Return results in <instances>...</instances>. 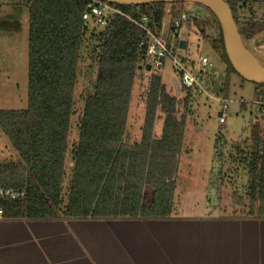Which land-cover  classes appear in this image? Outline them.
I'll list each match as a JSON object with an SVG mask.
<instances>
[{
    "label": "trees",
    "instance_id": "obj_1",
    "mask_svg": "<svg viewBox=\"0 0 264 264\" xmlns=\"http://www.w3.org/2000/svg\"><path fill=\"white\" fill-rule=\"evenodd\" d=\"M7 1L28 8V93L25 110L0 111V133L17 156L15 162L0 164V188L24 193L17 201L0 202V218H169L192 88L181 85L178 92L183 97L179 99L170 94L157 73L152 69L146 72L148 60L144 50L138 48L145 42V32L138 24L147 18V28L160 35L166 15L170 19L166 44L169 46L173 37L172 50L179 52L183 50L179 49L178 32L183 25L188 32L194 28L210 42L227 73L235 74L225 55L217 21L188 16L175 29L174 22L183 13L182 3L129 7L110 4L120 15L97 28L82 20L88 0ZM223 1L234 20L236 15L250 16L239 29L241 38L250 40L264 30L254 21L264 0ZM167 5L170 10L165 14ZM83 49L92 62L85 71L94 78L82 98L78 140L69 150L70 117L75 112ZM177 60L202 82L205 74L198 72L199 58ZM175 71L181 79L182 72ZM143 74H147L145 79ZM144 80L143 119L140 135L133 140L128 131L130 105L135 88ZM256 86L264 101V85ZM255 110V118L259 119L249 137L230 145L228 169H219L216 174L213 171L212 176L232 180V186H236L232 198L244 214L240 217L264 218V105ZM158 118H162V124L156 137ZM216 158V163L223 166V157ZM237 179L244 182L238 185ZM145 188L152 190L148 205L144 204Z\"/></svg>",
    "mask_w": 264,
    "mask_h": 264
},
{
    "label": "rangeland",
    "instance_id": "obj_2",
    "mask_svg": "<svg viewBox=\"0 0 264 264\" xmlns=\"http://www.w3.org/2000/svg\"><path fill=\"white\" fill-rule=\"evenodd\" d=\"M169 10L170 6L167 5L165 14ZM183 13L200 21L211 23L215 20L208 10L191 3L183 5ZM169 20L165 15L160 35L162 41L167 39ZM178 41H184L186 49L181 52L173 49L177 59L186 57L196 60L205 57L209 66L202 70L205 74L201 82L202 92L191 89L190 115L186 117L184 139L178 158L171 216H243L241 207L237 206L232 198L236 188L235 185L232 186V180H219L212 175L213 171L216 174L219 169L222 172L228 169L230 163L226 158L230 145L241 143L249 137L252 125L259 119V116L255 118L254 113L255 104L262 101L261 90L256 85L243 81L236 74L227 73L226 65L210 42L201 38L194 28L188 32L183 25L178 32ZM244 46L264 68V39L244 43ZM27 55L28 8L0 0V111H22L27 108ZM88 57V52L83 49L81 74L75 87V112L70 117L69 150L78 140L82 98L85 91L90 90L89 84L94 78L85 71V67L92 63ZM161 64L159 69L152 68L151 72L161 77L170 94H176L173 80L176 81L177 87L181 88L178 73L169 59L162 60ZM142 77L145 79L147 74ZM144 84L145 80L135 88L130 105L128 131L133 140L138 139L140 135L139 128L143 119L141 95ZM176 96L182 99L183 93ZM222 100L227 102L224 126L218 123ZM178 104L180 109L182 102L179 100ZM161 124L162 118H158L154 128L156 137L160 134ZM215 154L223 157V166L216 163ZM16 160L15 152L0 133V164ZM241 182L244 180L237 179L238 185ZM151 199L152 190L145 188L144 204L148 205Z\"/></svg>",
    "mask_w": 264,
    "mask_h": 264
},
{
    "label": "crops",
    "instance_id": "obj_3",
    "mask_svg": "<svg viewBox=\"0 0 264 264\" xmlns=\"http://www.w3.org/2000/svg\"><path fill=\"white\" fill-rule=\"evenodd\" d=\"M0 264H264V218H0Z\"/></svg>",
    "mask_w": 264,
    "mask_h": 264
},
{
    "label": "built area",
    "instance_id": "obj_4",
    "mask_svg": "<svg viewBox=\"0 0 264 264\" xmlns=\"http://www.w3.org/2000/svg\"><path fill=\"white\" fill-rule=\"evenodd\" d=\"M120 15V13L113 8L109 3H105L98 0H88L85 12L82 15V20L92 27L103 28L106 25L108 19ZM186 13H183L180 16V20L174 22V28L178 29L182 22L187 20ZM148 19L142 18L140 24L138 26L145 32V42H141L138 45L139 49H143L145 52V56L148 60V66L150 68L159 69L161 67V62L164 59H169L172 63L174 69L182 72V76L180 79L181 85L186 88H194L198 92H202L201 82L197 77H194L190 73H188L178 62L175 53L172 50L173 37L170 40L169 46L166 44V39L162 41L161 34L157 35L152 33L148 28ZM209 66L208 60L205 57L199 58L198 61V72H202V70ZM227 102L225 100L221 101L220 112L218 114V123L221 126L225 125L226 121V111H227ZM264 105V101L258 102L255 104L256 107H260ZM24 197V193L21 191H14L10 189H1L0 188V202L1 201H17ZM2 214V210L0 209V216Z\"/></svg>",
    "mask_w": 264,
    "mask_h": 264
},
{
    "label": "water",
    "instance_id": "obj_5",
    "mask_svg": "<svg viewBox=\"0 0 264 264\" xmlns=\"http://www.w3.org/2000/svg\"><path fill=\"white\" fill-rule=\"evenodd\" d=\"M118 6H144L150 4H178L191 3L208 10L217 21L227 60L235 74L248 83L264 85V68L245 48L238 33L228 5L223 0H98ZM179 49H185V42H179ZM141 70V67L139 68ZM150 72V66L145 68ZM176 95L179 94L177 83L173 80ZM179 107V104H178Z\"/></svg>",
    "mask_w": 264,
    "mask_h": 264
},
{
    "label": "flooded vegetation",
    "instance_id": "obj_6",
    "mask_svg": "<svg viewBox=\"0 0 264 264\" xmlns=\"http://www.w3.org/2000/svg\"><path fill=\"white\" fill-rule=\"evenodd\" d=\"M231 14H232V12H231ZM232 17H233V15H232ZM249 19H250V16L249 15H247V16L246 15L245 16L240 15V17H239V15H236L235 16V20H234V17H233V20H234V22L236 24L238 33H239V29L241 28V25L243 23H246ZM254 21H256L258 24H260L262 27H264V6L260 7L259 9H257L256 14H255ZM241 39L243 41V44L244 43L246 44V43L252 42L253 40H258L259 41L261 39H264V30H262L259 34H257L254 38H252L250 40H247L246 41L243 38H241Z\"/></svg>",
    "mask_w": 264,
    "mask_h": 264
}]
</instances>
